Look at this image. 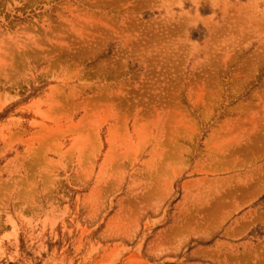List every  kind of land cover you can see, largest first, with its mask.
Masks as SVG:
<instances>
[{"label":"rangeland","instance_id":"obj_1","mask_svg":"<svg viewBox=\"0 0 264 264\" xmlns=\"http://www.w3.org/2000/svg\"><path fill=\"white\" fill-rule=\"evenodd\" d=\"M0 264H264V0H0Z\"/></svg>","mask_w":264,"mask_h":264}]
</instances>
